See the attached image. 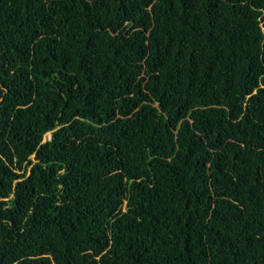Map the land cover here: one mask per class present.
<instances>
[{
  "label": "trees",
  "instance_id": "trees-1",
  "mask_svg": "<svg viewBox=\"0 0 264 264\" xmlns=\"http://www.w3.org/2000/svg\"><path fill=\"white\" fill-rule=\"evenodd\" d=\"M0 264H264V0H0Z\"/></svg>",
  "mask_w": 264,
  "mask_h": 264
},
{
  "label": "rangeland",
  "instance_id": "rangeland-1",
  "mask_svg": "<svg viewBox=\"0 0 264 264\" xmlns=\"http://www.w3.org/2000/svg\"><path fill=\"white\" fill-rule=\"evenodd\" d=\"M46 137H49V133L46 134Z\"/></svg>",
  "mask_w": 264,
  "mask_h": 264
}]
</instances>
